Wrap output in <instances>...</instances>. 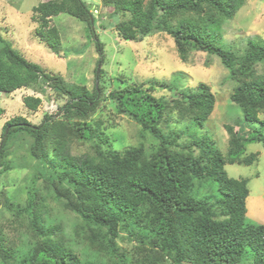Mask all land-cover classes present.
Instances as JSON below:
<instances>
[{"label": "trees", "instance_id": "obj_1", "mask_svg": "<svg viewBox=\"0 0 264 264\" xmlns=\"http://www.w3.org/2000/svg\"><path fill=\"white\" fill-rule=\"evenodd\" d=\"M245 2L104 0V5L127 16L115 26L125 40L141 41L163 31L173 37L183 61L197 51L218 57L234 82L231 99L245 121L258 122L264 113V74L257 64L264 61V43L249 39L243 54L219 43L222 25ZM90 6L83 0L39 2L33 8L40 22L37 34L58 53L61 35L50 24L52 18L70 13L93 30ZM103 45L97 40L101 54ZM40 82L67 100L60 116L45 115L39 124L15 116L4 126L0 167L14 169L8 159L11 141L24 133L32 138L29 151L38 164L24 203L2 192L10 221L24 229L27 241L15 248L0 234V264H264V223L247 218L249 179L231 177L226 170L227 164H253L259 153L247 154V146L264 143V133L226 125V153L209 135L200 134L215 105L210 85L200 82L170 100L157 96L154 85L129 82L112 90L117 112L140 126L139 144L117 150L102 121L91 120L101 87L67 81L28 60L0 31V96ZM23 100L32 110L42 103L34 95ZM185 120L184 126L175 123ZM75 144L86 145L87 151L71 155ZM67 216L72 218L70 231ZM122 230L136 241L131 250L119 244ZM79 246L91 261L78 252Z\"/></svg>", "mask_w": 264, "mask_h": 264}, {"label": "rangeland", "instance_id": "obj_2", "mask_svg": "<svg viewBox=\"0 0 264 264\" xmlns=\"http://www.w3.org/2000/svg\"><path fill=\"white\" fill-rule=\"evenodd\" d=\"M41 1L0 0V31L28 60L63 75L67 81L86 84L90 89L97 84L101 87V102L91 120L102 121L101 128L113 148L122 150L140 142V126L128 116L117 112V105L110 95L112 90L129 82L144 87L154 85V93L166 100L178 96L182 90L196 89L200 82L210 85L215 95V105L205 126L199 128V133L213 138L223 153H226L229 146L226 125H232L239 132L260 129L264 133V113L260 114L258 122L245 121L239 106L231 99L234 82L228 78V70L218 57L197 51L189 61H183L177 53L173 37L163 31L155 30L141 41L125 40L115 26L127 16L115 13L113 6L104 5V0H83L87 5H92L90 11L96 20L93 30L87 21L70 13L63 12L52 18L50 24L56 25L61 35L60 51L55 53L37 34L40 22L34 17L36 14L33 8ZM221 35L219 43L238 54L244 53L249 39L264 43V0H246L234 18L224 22ZM97 40L104 44L102 54L97 48ZM101 57L103 61L99 62ZM206 60L210 63L206 64ZM257 70L264 74V61L257 64ZM27 95L41 97L42 103L36 110L25 105L23 99ZM66 100V97L59 98L56 91L44 82L2 94L0 142L9 119L23 116L32 124H39L45 115L60 116ZM186 122L175 123L184 126ZM147 137L145 141L149 146L152 137ZM31 140L25 133L12 139L8 159L14 169L5 170L0 167V234L15 248L25 245L22 241H27V238L21 232L24 229L10 221L11 213L3 204L2 192L4 190L16 201L25 202L27 184L38 164L29 151ZM85 151L86 145L75 144L70 148L73 156H80ZM250 152L259 153L253 164H227L226 170L231 177L249 179L247 218L264 223V143L248 144L246 153ZM64 222L70 231L71 216L64 217ZM135 243V239L126 230L121 231L119 244L131 250ZM77 250L91 261L83 246ZM238 264L251 263L244 260Z\"/></svg>", "mask_w": 264, "mask_h": 264}, {"label": "water", "instance_id": "obj_3", "mask_svg": "<svg viewBox=\"0 0 264 264\" xmlns=\"http://www.w3.org/2000/svg\"><path fill=\"white\" fill-rule=\"evenodd\" d=\"M99 69V68H98ZM99 71V70H98Z\"/></svg>", "mask_w": 264, "mask_h": 264}]
</instances>
